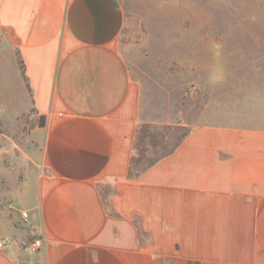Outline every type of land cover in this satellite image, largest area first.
<instances>
[{
	"label": "crops",
	"instance_id": "1",
	"mask_svg": "<svg viewBox=\"0 0 264 264\" xmlns=\"http://www.w3.org/2000/svg\"><path fill=\"white\" fill-rule=\"evenodd\" d=\"M126 20L122 0H0V64L28 99L13 115L45 116L29 201L0 208V264H264V125L201 122L159 154L166 114L121 49Z\"/></svg>",
	"mask_w": 264,
	"mask_h": 264
},
{
	"label": "rangeland",
	"instance_id": "2",
	"mask_svg": "<svg viewBox=\"0 0 264 264\" xmlns=\"http://www.w3.org/2000/svg\"><path fill=\"white\" fill-rule=\"evenodd\" d=\"M122 1L127 20L121 49L144 97L168 119L158 118L148 130L159 154L201 122L264 125V0ZM18 70L3 54L0 208L13 200L29 201L28 191L17 188L36 169L26 134L35 118L13 115L28 104Z\"/></svg>",
	"mask_w": 264,
	"mask_h": 264
},
{
	"label": "trees",
	"instance_id": "3",
	"mask_svg": "<svg viewBox=\"0 0 264 264\" xmlns=\"http://www.w3.org/2000/svg\"><path fill=\"white\" fill-rule=\"evenodd\" d=\"M19 66H20L21 72H22V74L24 76L25 75L24 74V63H23V61H22V59L20 57H19ZM33 112H35V109L31 108L29 112H24V113H22V115H28V114H31ZM44 117H45L44 115H40V116L35 117V119H34L35 121L32 123L31 128H33L36 125H40V126L44 125ZM142 133H144V131H143V129H140L139 130V135H141ZM139 138H140V136H139ZM138 146H139V142L137 140V142H136V150L139 149ZM134 167H136V166H134V164H133V167H132L133 170H134Z\"/></svg>",
	"mask_w": 264,
	"mask_h": 264
},
{
	"label": "built area",
	"instance_id": "4",
	"mask_svg": "<svg viewBox=\"0 0 264 264\" xmlns=\"http://www.w3.org/2000/svg\"><path fill=\"white\" fill-rule=\"evenodd\" d=\"M22 215L25 219H27L28 217V212L27 211H23ZM11 239L9 237H4L0 239V247L3 246L5 243H7L8 241H10ZM43 245V240L39 237V238H35L29 245L28 247L30 248V250L32 251H37L39 250Z\"/></svg>",
	"mask_w": 264,
	"mask_h": 264
}]
</instances>
